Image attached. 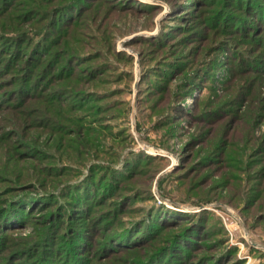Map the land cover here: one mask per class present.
<instances>
[{
	"label": "rangeland",
	"instance_id": "obj_1",
	"mask_svg": "<svg viewBox=\"0 0 264 264\" xmlns=\"http://www.w3.org/2000/svg\"><path fill=\"white\" fill-rule=\"evenodd\" d=\"M63 1L0 0V264L36 260L45 228L71 243L75 224L83 264H142L189 216L217 231L156 264H205L216 240L225 264H264V0ZM149 218L140 240L107 239Z\"/></svg>",
	"mask_w": 264,
	"mask_h": 264
},
{
	"label": "trees",
	"instance_id": "obj_2",
	"mask_svg": "<svg viewBox=\"0 0 264 264\" xmlns=\"http://www.w3.org/2000/svg\"><path fill=\"white\" fill-rule=\"evenodd\" d=\"M4 3L3 5H6L7 2L6 0H3ZM49 2H51V0H47ZM53 1V0H52ZM84 0H68L67 2L63 1L61 3V6L58 7L60 8V10H64L66 11L67 9H70L71 8H80V3H82ZM235 0H233L234 2ZM253 1L254 0H247L246 4L247 6H250L253 4ZM48 2V3H49ZM227 2H230V1H227ZM256 2V1H255ZM47 3V4H48ZM253 6V5H252ZM234 7H244L243 6V3L240 1V0H236V3L234 4ZM254 7V6H253ZM233 8V7H232ZM246 10V15L248 17H250L252 14L250 13V11L248 9H245ZM78 11H80V9H78ZM58 14V13H57ZM78 14V13H77ZM80 15V14H79ZM214 16L213 18H210L211 21H216L217 19V16L215 15V13L212 15ZM79 17V16H78ZM223 16H221V19H222ZM260 17V16H259ZM61 21V20H59ZM73 21V20H72ZM58 22V21H57ZM63 23V22H62ZM54 24V22H53ZM71 24V23H70ZM225 24V23H224ZM243 25V23H242ZM230 26L229 24H227V28H225V33H227V31H229V27ZM217 27V25H216ZM248 27L244 26L243 25V28H241V31L239 30H236L235 28V31L234 30H231V32H240V35L242 34V37L244 36V32L246 31ZM246 33V32H245ZM44 41H43V45H46L47 44V39H46V35L44 36ZM246 38V41L247 39L250 38V34H246L245 36ZM225 41V40H224ZM73 42H76V40H73V36H68L66 37L65 41H64V45L66 46L67 49H70L69 47H71L72 49L75 50V46H71V43ZM77 43V42H76ZM227 43V42H226ZM34 51L35 50H38V47H39V44L38 43H35L34 45ZM43 47H46V46H43ZM47 50V48L45 49V51ZM220 50V49H218ZM263 52H264V46H263ZM243 55H240L238 57V59H236V61L234 62H237L238 65H241L242 67H248L249 65V62L251 61L250 59H253L251 57L253 56H248L246 57L245 54H244V51L241 52ZM246 57V58H245ZM69 59V58H68ZM78 58H74L73 60L71 59L70 61H66V69H68L70 67V65L72 64V62H76ZM261 65V69L264 70V62L261 61V63H259ZM45 71L42 72L43 74V81H49L48 79L50 78V75L48 74L49 70L51 69L50 66H52V62H46V65H45ZM258 64L255 65V67H257ZM257 71V70H256ZM260 72V71H258ZM32 83V82H31ZM31 83H28L26 84V87L29 88V87H32V84ZM184 88V87H183ZM184 96V94H183ZM182 96V97H183ZM199 104V101L195 102V105L193 106V108H197ZM197 110V109H196ZM194 111V110H193ZM193 113V112H192ZM209 114V113H208ZM205 115L201 118L203 119H210L212 118V116L209 114V115ZM205 117V118H204ZM87 132V131H86ZM77 137L80 139L82 138V132H78L76 133ZM221 150V148H220ZM216 152V151H215ZM217 153V152H216ZM210 160L208 161H203L201 163L198 164L201 165V164H207ZM217 163H220V162H217ZM129 165H132V164H129ZM127 165L128 167L131 168V166ZM126 166V167H127ZM197 171V170H196ZM129 172H127L128 174ZM116 174H113V175H110L109 178L108 175L105 173L103 174L102 178H101V181L100 183L98 184V186L100 185L99 188H97V190L101 189V195L102 194H105V193H109L110 196H111V190L112 188L114 187V179H115V176ZM126 177V174L124 175ZM104 178V179H103ZM114 180V181H113ZM98 192V191H97ZM96 192V193H97ZM76 197V196H75ZM79 197V198H78ZM81 201H82V198H80V196H77V199L75 201V203L73 204L75 208L79 207L78 205H81ZM105 202V201H104ZM87 203V202H86ZM101 203H103V201H101ZM84 208V210H82ZM80 209V213L82 214L83 212H85L86 208L87 207H83ZM82 210V211H81ZM12 213L14 212L13 210H10ZM1 214V213H0ZM110 215H113V212H111ZM75 217H77V215L75 214L74 215ZM151 217V216H149ZM203 218V217H202ZM201 218V219H202ZM195 219V218H194ZM193 217L189 216L187 218H185L184 220H171V224H166L167 226L171 227V226H177L178 224H182V228H181V231L175 235L174 239L172 242L168 243L169 246H167L165 249L163 248H158V249H155L153 254L150 255L147 259H146V264H156V259L159 257V255L161 256L162 255V251H165V252H169V251H173L177 245H179L181 243V247L180 249L181 250H184V252L182 253H185L184 254V258H189L190 257V253L191 251H193V246L196 245V241L200 240V242L202 241H205L209 238V236L213 235V233L215 231H217L214 226H209L207 223H205V220H203L202 222L200 221L198 224H193V222L191 220H194ZM199 219V220H201ZM2 218H0V223L2 222ZM98 221V220H97ZM149 221L150 218H149ZM63 222L60 223V225L62 224ZM3 222L2 224H0V228L2 227ZM91 225H92V228L89 230L90 233H93L91 231H94V229L100 227V225L98 223H95V220H93L91 222ZM140 226V227H139ZM153 224H152V221L150 224H146L144 222H142V225H138L137 227H139L140 229H138L135 233H133V231L135 230V228H132L131 230H113L112 233L109 234V236L107 237L108 240H115V239H118V240H121L122 243H125L127 242V239H134L136 236H139V240L140 238L142 237V234L145 235L147 233H149V229L150 227H152ZM76 227V228H75ZM75 228V229H74ZM71 229H74L72 231V241L71 243L69 244H66L65 242L61 243L59 246H54V245H50L49 241L51 240L52 242H54L55 240H57L58 238L61 239L60 236H62L59 232V230H56L55 232L51 231L50 229H44L42 231V233H40L39 235V242L38 244L36 245L37 248H36V252L34 253L35 255L37 256H34L36 257V260H32L31 262H29L28 264H83V260L79 257V253H78V250L77 248L80 247L78 246V244H80V241H81V238L82 237H85L81 232L84 231V228H79L77 227V225H73V228ZM210 231L211 234L209 233H206V231ZM142 232V234H140ZM55 233H59V234H55ZM96 233V232H94ZM202 233H206L202 235ZM88 234V233H87ZM81 235V237H80ZM141 235V236H140ZM75 237V238H74ZM54 239V240H53ZM83 239V238H82ZM125 241V242H123ZM35 242V241H34ZM110 242V241H109ZM0 246H1V240H0ZM141 246V245H140ZM81 248V247H80ZM221 252L219 253V255H215V256H209L208 260H200V261H204L205 264H215L216 262H222V263H228L227 260H226V256L228 255V252L226 254H224V248H223V242L221 240H216L214 242V246H213V249L214 250H218V249H221ZM197 249V248H196ZM122 250V249H120ZM161 253V254H160ZM60 255V256H59ZM174 253H171L169 254V256L173 257ZM173 261L175 260L174 258L172 259ZM168 261V259H167ZM171 260H169L170 262ZM203 262V263H204ZM145 263H142V264H145ZM175 264H177L176 262H174ZM139 264V263H138ZM197 264V263H196Z\"/></svg>",
	"mask_w": 264,
	"mask_h": 264
}]
</instances>
